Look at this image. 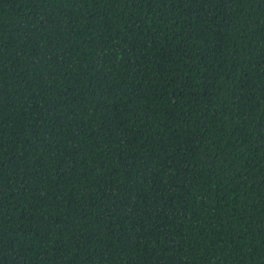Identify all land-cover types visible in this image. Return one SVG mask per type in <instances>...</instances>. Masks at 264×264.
Returning <instances> with one entry per match:
<instances>
[{"label":"trees","instance_id":"16d2710c","mask_svg":"<svg viewBox=\"0 0 264 264\" xmlns=\"http://www.w3.org/2000/svg\"><path fill=\"white\" fill-rule=\"evenodd\" d=\"M0 264H264V0H0Z\"/></svg>","mask_w":264,"mask_h":264}]
</instances>
